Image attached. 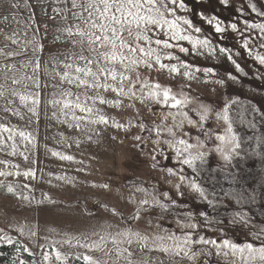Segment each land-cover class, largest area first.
<instances>
[{
	"label": "rangeland",
	"instance_id": "rangeland-1",
	"mask_svg": "<svg viewBox=\"0 0 264 264\" xmlns=\"http://www.w3.org/2000/svg\"><path fill=\"white\" fill-rule=\"evenodd\" d=\"M186 3L190 10L187 13L178 11V14L191 19L202 29L198 35L209 38L217 48L231 49L243 72L237 73L227 56L218 51L213 56L207 53L197 56L191 52L185 55L173 48L170 51L181 60L201 68L212 67L216 76L205 77L203 73H197V79L188 81L181 75L182 68L181 74H170L158 65L146 70L141 64L134 72L125 73L131 76V81L122 82L124 94L113 92L111 88L88 91V97L102 96L109 102L101 104L96 99L93 104L92 99L86 100L95 109V116L103 115L107 124L80 121L77 127V122L61 114L62 105H53L51 101L62 99L59 95L62 89L81 93V100L85 101L83 88L62 84L59 77L54 76V72L65 70L62 67L65 54L80 52L79 48L66 43L67 34L59 31L76 23L72 11L78 9H71L70 0L68 3L62 0H0V82L10 85L0 88L3 92L0 96L3 109L0 172L11 173L0 176V185H3L0 187V236H10L30 250L31 255L26 252L30 258L21 259L25 264H43L44 253L50 255L46 264H58L56 251L61 253L65 264H84V255L99 264H128L125 259L128 252L132 253L131 264H231L233 257L217 255L212 245L188 244L177 255L174 241L167 237L190 234L194 240L203 237L222 243L227 239L237 245L252 243L255 247L264 244V237L256 238L259 230L264 228V116L261 115L264 113V66L254 58L257 53L264 55V47H260L262 34L259 30L245 29V21L264 23V17L256 15L250 8L255 4L257 11H264V0H229L228 5H222L219 0H186ZM54 8H68L67 20L59 11H53ZM200 14L218 17L227 31L218 36ZM231 23H237V32L231 30ZM122 38L126 43L143 45L142 40H135V33L129 36L124 32ZM160 38L165 37L161 34ZM244 39L249 40L247 49L243 47ZM180 43L190 48L186 42ZM38 45L43 46L42 51ZM137 56L143 59L139 54ZM37 60L40 64L38 72L33 68ZM53 61L59 62L60 66L56 67ZM162 62L177 63L166 59ZM105 66L115 68L118 73L124 71L119 61ZM136 72L140 73L141 80L171 87L172 94L178 98L181 92L186 94L191 102L185 111L204 104L215 113L229 101L236 100L238 103L230 107L229 118L241 141L240 157H234L229 165L215 152L219 143L215 134H223L227 125L223 120L217 121L214 114L203 126L214 133L207 139L186 121L183 130L176 128L173 117L168 115L176 109L169 110L148 98L141 103L139 98L129 97L128 89L137 79ZM229 73L238 79H228ZM221 78L226 81L223 86L215 83ZM13 79L20 82L13 83ZM37 79L39 87L34 83ZM101 82L116 87L121 85L120 81L110 78L104 81L101 77ZM34 93H39L38 106L31 102ZM141 95L136 93L137 97ZM21 96L29 97L22 107L31 114L29 119L16 115L12 106L17 103L15 98ZM69 99L74 100L75 95ZM33 107L36 114L31 111ZM74 111L78 116L85 115L79 109ZM189 115L194 120L199 119L194 111ZM157 126H160L159 135ZM167 128H173L175 137L169 135ZM182 131L189 135L183 136ZM21 132L27 139L20 136ZM137 136L141 139L137 140ZM196 137L205 142L206 147L202 150L208 155L204 164L197 161L198 171L193 172L177 162L174 149L164 141L183 138L195 144ZM63 156L73 159H61ZM169 168L173 169L174 175L169 174ZM26 172L34 175L25 176ZM181 175L185 177L183 182ZM233 175L239 177L235 183L231 182ZM191 181L205 188L214 206L189 188ZM8 185L13 187V193L7 191ZM164 193L176 201L174 207L165 199ZM252 193L256 197L254 202H237L240 194L247 197ZM152 196L169 203V210L156 207ZM144 199L149 200L147 205L141 204ZM201 212L205 215L200 216ZM188 213L192 214L191 219ZM137 214L139 218L134 219ZM245 214L247 223H244ZM234 219L236 222L233 223ZM189 223L198 227L189 228L186 226ZM126 232L136 233L138 237L133 236L129 244L128 237L122 235ZM101 236L106 238L104 242L100 241ZM159 237L165 239L161 241ZM112 238L119 243L114 245ZM93 242L100 247L80 246ZM162 243L169 251L160 250ZM116 248L121 250L119 256ZM77 256L81 259H76ZM236 264H240L238 257Z\"/></svg>",
	"mask_w": 264,
	"mask_h": 264
},
{
	"label": "snow or ice",
	"instance_id": "snow-or-ice-1",
	"mask_svg": "<svg viewBox=\"0 0 264 264\" xmlns=\"http://www.w3.org/2000/svg\"><path fill=\"white\" fill-rule=\"evenodd\" d=\"M60 2V0H58ZM63 3H68V0H62ZM222 5H228L229 0H219ZM71 9H78V11H72V17L76 23L71 26H66L59 29L61 33H66L67 38L66 43L72 45L73 48H79L80 52H69L65 54L64 61L62 62V67L65 69L61 72H54L55 77H59L61 83H67L68 85H74L77 89H84L85 101L81 100V93L74 94L69 90L62 89L59 95L62 99H54L51 101L53 105L60 106V112L66 117H70L72 121L77 122L76 126L79 127L80 121H84L90 124H107L108 120L100 115L98 118L95 116V109L92 106H89L86 103L87 99H92L93 104L96 102V99H99L101 104L109 103L102 96H93L88 97L87 93L89 90H96L97 92L100 89L105 91L111 88L113 92L118 94H124V87L122 82L125 80L131 81L130 75H125V73L134 72L141 64H143L146 70H152L155 65L159 66V69H167L170 74H181L188 81L197 79V73H203L205 77L216 76V73L212 67H198L192 64H189L186 61L180 59L179 56H176L170 50L173 48H178L180 53L185 55L194 54L197 56L204 55L207 53L209 56L217 54L226 55L227 59L234 65L237 73H242L243 69L241 65L234 59L231 49L224 46H217L207 37H201L200 34L202 29L194 25L193 21L189 19L186 15H179L178 11L187 13L190 9L186 3V0H70ZM14 7L16 5H13ZM251 11L256 13V15L264 17V11H257L255 4L250 5ZM53 11H59L63 15V19L67 20L68 8H54ZM202 20L214 28L215 33L218 36H223L227 31V28L224 26V22L216 16L205 17L203 14H200ZM233 32L238 31L237 23H231L229 25ZM245 29H256L261 33V43L260 47H264V23H252L249 24L245 21ZM127 32L129 36H132L135 33V40L137 42L143 41V45L137 43L132 45L131 43H126L122 34ZM163 35L165 38L161 39L160 35ZM180 42H186L189 47L183 46ZM155 45V47L153 46ZM249 40H243V47L248 48ZM42 51L43 46L38 45ZM101 49H110V51H101ZM35 50V49H34ZM85 52L88 55H85ZM19 54V53H17ZM137 54L143 59L138 58ZM252 55L251 51L248 53ZM239 55V53H236ZM255 60L262 66H264V55L255 54ZM162 59L168 61H177V63H163ZM117 61L123 66V72H117L115 68L106 67L108 63L115 64ZM82 62V63H81ZM56 67L60 66L59 62L53 61ZM95 66V67H93ZM34 71L38 72L40 68L39 61L37 60L33 65ZM47 72V69H45ZM228 79L236 81L238 77L234 74H227ZM101 77L104 81H107L109 78L112 81H120L121 85L119 87L110 85L106 82H101ZM136 81L131 82V87L128 89L127 95L132 98H139L141 103L144 102L145 98L151 99L154 103L161 105L169 110L176 109L175 112H168V115L173 117L175 121V127L183 130L185 121L189 126L195 127L198 132L202 133L207 139H211L214 133H210L203 126L210 117L214 114L217 121L223 120L227 125V128L223 134H215V139L219 143L216 144L214 150L218 153L222 159L231 165L234 157H240L241 153V141L240 138L234 133L232 123L229 118V110L232 104L238 103L236 100H231L226 103L222 110L216 111L213 113V110L204 104H201L198 108L189 109L185 111L184 109L190 104L189 97L183 92L180 93V97L172 94L171 87H164L160 83H149L147 79H140V73L136 72ZM26 79H33V77H26ZM13 83H19L20 81L13 79ZM36 87H39L38 79L34 81ZM215 83L223 86L226 81L224 79H216ZM137 84L139 87H137ZM145 90L146 97L144 95ZM140 92L142 95L140 97L136 96V93ZM75 95V99H69ZM0 96H3V92L0 91ZM22 101L29 99V97L21 96ZM31 102L34 106H38L39 93H34ZM75 109H79L81 113L85 115L78 116L75 114ZM33 114H36V108L31 109ZM190 111H194L195 114L199 117L198 120H194L189 115ZM253 112H258L259 109H252ZM264 116V113H261ZM179 117V119H177ZM167 119V115L165 116ZM117 128H121L122 125H115ZM255 127V124L251 125ZM157 135L160 134V126H157ZM7 130V129H5ZM167 132L170 136L175 137L173 128H167ZM183 136H188L187 131H182ZM20 136L27 139L25 133L21 132ZM137 140H140L141 137L137 136ZM159 143V141H157ZM164 143L174 149L175 156L177 157V162L181 165H186L188 168L192 169L193 172H197V161L200 164H204L206 156L208 155L205 149L206 144L204 141H201L199 137H196V143H190L188 140L183 138L180 139H169L165 140ZM259 147L260 141H257ZM195 150V151H193ZM54 155H58L54 153ZM264 155V154H262ZM61 159L72 160L71 156H63ZM155 160L156 157L154 156ZM183 169H181V172ZM169 174H175L173 169H168ZM11 175V173L0 172V176ZM25 176L34 175L31 172L24 173ZM59 179V177H58ZM181 181L185 179L183 175L180 177ZM239 179L238 176H231V182L235 183ZM3 187V185H0ZM104 187H107L105 185ZM179 190V185L176 186ZM189 188L199 196L208 200V203L214 206L213 202L208 199L207 192L204 187L200 186L196 181H191L189 183ZM7 191L13 193L14 189L11 185L7 186ZM137 191L144 192V189L137 188ZM165 199L168 200L171 205L174 207L176 201L171 200L168 193L163 194ZM182 195V193H181ZM228 195V194H225ZM28 199V197H24ZM152 203L160 208L162 211L169 210V203H164L158 200L155 196H152ZM256 199L255 194H249L245 197L243 194H240L237 198L239 203L241 200H248L254 202ZM149 203L148 199L141 201L142 205H147ZM205 213L201 212L200 216H204ZM189 219L192 218V214L188 213ZM138 219L139 215L133 217ZM236 222L235 219L232 221ZM244 223H247L246 214L244 217ZM189 228L195 229L198 227L195 223H189L186 225ZM23 232V229H21ZM35 235L34 232L31 233ZM122 235L128 237V243L132 242V237L137 236L138 234L132 232H126ZM264 237V228L259 230V233L256 235L257 239ZM105 237L101 236L100 241L104 242ZM159 240L163 241L164 237H159ZM174 241L173 247L176 249V254L179 255L180 251L184 250V246L188 244H203V245H212L216 250L217 255H223L228 257L231 255L233 260L231 264H236V258H239L240 264H264V244L260 247H255L252 243H245L243 245H237L231 241L224 239L222 243H218L216 240H208L203 237L198 239H193L192 236L186 235L183 237H177L175 235H170L167 237ZM114 245L119 242L112 238L111 241ZM0 243L6 245H13L14 241L10 236L3 235L0 236ZM17 250H23L29 252V255L32 253L27 247H24L20 244L15 245ZM81 247H87L92 249L93 247H100V244L93 242L92 244H81ZM160 250L169 251L168 246H160ZM117 255H120L121 250L119 248L115 249ZM127 251V250H125ZM187 255V253H185ZM195 255V253L193 254ZM132 253L128 252L127 260L128 264H131ZM76 259H81L77 256ZM84 264H99L98 261L93 260L90 256L84 255L82 257ZM50 260V255L48 253L43 254V264H46ZM55 261L58 264H65V260L62 257L59 251L55 252ZM13 264H25L23 260L18 262L14 261Z\"/></svg>",
	"mask_w": 264,
	"mask_h": 264
},
{
	"label": "trees",
	"instance_id": "trees-1",
	"mask_svg": "<svg viewBox=\"0 0 264 264\" xmlns=\"http://www.w3.org/2000/svg\"><path fill=\"white\" fill-rule=\"evenodd\" d=\"M17 243L20 244L17 241H14L13 245L0 243V264H12L14 261L30 258L22 249L17 250L15 246Z\"/></svg>",
	"mask_w": 264,
	"mask_h": 264
},
{
	"label": "crops",
	"instance_id": "crops-1",
	"mask_svg": "<svg viewBox=\"0 0 264 264\" xmlns=\"http://www.w3.org/2000/svg\"><path fill=\"white\" fill-rule=\"evenodd\" d=\"M9 84H3L2 82H0V88L3 87H9ZM28 99L24 100L23 102H21L22 100L20 99V97H16L15 101L17 102L16 104H13L12 106L15 109V114L18 115L19 117L25 118V119H29L31 117V114H28V112L26 110H24L22 107L27 103L25 101H27ZM1 108H0V117L2 118L3 116V109H2V103H0ZM1 143V140H0ZM2 144V143H1ZM3 146V144H2ZM2 151H0L1 153Z\"/></svg>",
	"mask_w": 264,
	"mask_h": 264
}]
</instances>
